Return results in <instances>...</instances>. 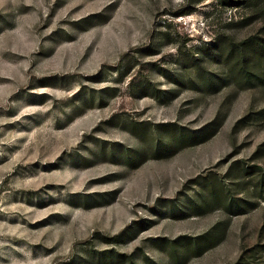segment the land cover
Wrapping results in <instances>:
<instances>
[{"label": "rangeland", "instance_id": "rangeland-1", "mask_svg": "<svg viewBox=\"0 0 264 264\" xmlns=\"http://www.w3.org/2000/svg\"><path fill=\"white\" fill-rule=\"evenodd\" d=\"M244 11L0 0V264H264V19Z\"/></svg>", "mask_w": 264, "mask_h": 264}, {"label": "trees", "instance_id": "trees-1", "mask_svg": "<svg viewBox=\"0 0 264 264\" xmlns=\"http://www.w3.org/2000/svg\"><path fill=\"white\" fill-rule=\"evenodd\" d=\"M221 3L227 6L242 7L245 11L238 20H230V24H245L248 23L253 17H261L264 19V0H220ZM182 12V11H180ZM247 40L240 42H230L229 51L236 53V63L243 75L245 82L249 85H256L261 83L262 76L259 72L252 70L246 62V54L243 50ZM221 110L217 112V117L220 115ZM224 115V114H223ZM239 121L236 122L238 124ZM261 144H264L261 143ZM261 147V145L259 146Z\"/></svg>", "mask_w": 264, "mask_h": 264}]
</instances>
